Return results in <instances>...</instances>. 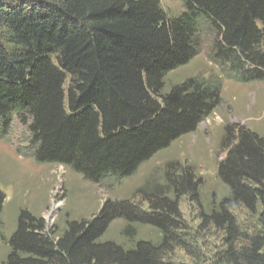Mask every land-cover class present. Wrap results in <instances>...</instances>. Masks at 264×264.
I'll use <instances>...</instances> for the list:
<instances>
[{
	"label": "trees",
	"instance_id": "16d2710c",
	"mask_svg": "<svg viewBox=\"0 0 264 264\" xmlns=\"http://www.w3.org/2000/svg\"><path fill=\"white\" fill-rule=\"evenodd\" d=\"M180 1L184 11L171 18L160 0H0V138L17 118L37 163L94 184L130 179L220 105L217 80L165 91L168 75L198 55L201 30L214 35L213 61L229 78L264 82V0ZM219 177L229 194L202 213L204 225L225 234L212 264H264V139L239 130ZM169 186L174 197L150 194L148 210L108 200L92 221H73L61 235L24 212L6 264H173L169 242L187 246L180 199L196 188L188 172ZM5 200L0 191V218ZM240 207L259 215L261 231L243 230ZM117 220L147 225L162 241H104Z\"/></svg>",
	"mask_w": 264,
	"mask_h": 264
},
{
	"label": "rangeland",
	"instance_id": "374dc122",
	"mask_svg": "<svg viewBox=\"0 0 264 264\" xmlns=\"http://www.w3.org/2000/svg\"><path fill=\"white\" fill-rule=\"evenodd\" d=\"M171 18L184 11L180 0H160ZM214 35L208 29L199 34V50L188 65L168 75L165 91L192 78L217 80L222 85V99L216 111L198 130L174 142L168 149L144 164L130 179H107L100 184L61 165L39 164L28 126L14 119L9 132L0 138V191L6 200L1 214L0 264L10 254L9 240L17 229L19 217L26 212L43 219L51 234L61 235L73 221H92L106 201L128 200L142 210L149 209L150 194L174 197L169 180H178L186 172L192 175L196 194L190 190L180 199L186 248H175L168 260L173 264H212L225 249L224 232L203 224L202 213L210 214L229 194L219 177V167L226 159L239 130L245 129L264 139V82L242 84L228 77L212 58ZM232 131L228 140L226 135ZM167 195V196H168ZM243 230L252 235L263 228L259 215L244 207L235 211ZM140 240L161 243L159 231L142 224L117 220L104 241L126 248Z\"/></svg>",
	"mask_w": 264,
	"mask_h": 264
}]
</instances>
